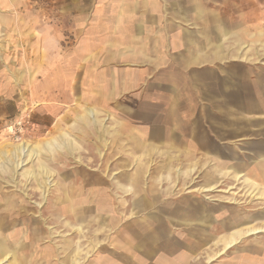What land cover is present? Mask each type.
<instances>
[{"label":"crops","instance_id":"crops-1","mask_svg":"<svg viewBox=\"0 0 264 264\" xmlns=\"http://www.w3.org/2000/svg\"><path fill=\"white\" fill-rule=\"evenodd\" d=\"M18 1L0 0V130L31 103L40 131L64 120L72 123L81 102L89 107L82 120L97 132L101 122L100 138L105 144L113 139L133 162L142 155H182L183 168L168 162L158 178L169 184L162 189L165 195H171L170 185L186 188L193 173L204 174L189 193L205 199L184 195L178 205L167 203L150 218L180 224L218 250L236 236L230 264H264V237L258 236L264 232L243 234L264 226L250 221L264 215V0H215L217 10L230 9L215 21H175L174 10L181 8L176 0H99V9H118L119 21H71L69 34L43 29L41 21H4ZM184 2L183 9H206L208 0ZM90 106L103 110L102 121ZM56 139L71 142L62 152L77 160L80 142L68 132ZM77 162L83 163L82 155ZM224 178L245 193L247 209L207 204L219 200L203 189L218 190ZM115 184L139 195L133 180L124 184L117 178ZM154 203L139 198L133 208L144 212ZM166 228L131 231L128 252L151 259L160 251L159 264H194L188 253L170 257L180 247Z\"/></svg>","mask_w":264,"mask_h":264},{"label":"rangeland","instance_id":"rangeland-1","mask_svg":"<svg viewBox=\"0 0 264 264\" xmlns=\"http://www.w3.org/2000/svg\"><path fill=\"white\" fill-rule=\"evenodd\" d=\"M98 2L99 0H19V7L4 21H41L43 29L46 27L53 33L64 34L70 33L71 21H80V24L85 21H119L118 9H99ZM215 3V0H208L206 9L189 10L182 8L187 5L184 0H176V6L181 8L174 10V19L215 21L216 15L221 17V12L224 17L229 15L230 9L217 10ZM242 3L245 4L240 0V4ZM234 12H241V9ZM34 105L35 103H31L30 108L0 130L1 164L7 159L14 164L20 162V159L14 158V152L23 144L43 151L39 158L26 160V165L19 167L16 174L13 170L0 168V264H159L157 258L160 251L151 259L136 258L133 253L128 252L130 238L135 235L127 234L135 230H146L145 234H148L156 228L164 227L172 233L171 237L180 247L178 251L175 250L174 255H170L171 258L188 253L192 260L196 259L194 264H230L231 258H236L233 255L236 254L237 247L226 249L222 245V249L218 250L213 241H208L206 245L201 244L197 234H188L186 228L180 224L168 223L166 226L162 225V219L153 217V221L150 218L151 213L157 212L155 209H166L167 203H174L173 207L178 205L184 195L194 194L206 198L199 192L189 193L192 188L203 183L201 176L204 174L193 173L188 177L186 181L189 188L177 183L176 186L170 185L171 195L162 192L169 184L166 181L160 182L158 178L165 175L164 168L168 162L183 168L181 154H160L154 157L142 155L136 163L133 162V155L119 153L115 141L109 139V136L110 142L104 143L103 137L99 136L102 135L101 122L97 121L100 123L97 132V128L82 120L89 107H82L81 102L78 117L73 116L72 123L64 120L41 131ZM90 108L95 110L92 111L96 119H104L102 109L93 106ZM106 123L109 124L108 121ZM63 132L70 133L80 142L79 152L83 163L77 162L81 155L76 154L75 160L74 155L62 152L67 143L64 140H58L60 148L56 152L50 153L46 150L47 145L56 142V136ZM68 144L71 145V142ZM99 152H103V157ZM42 164L50 171L53 185L46 193V199L41 196L44 192L38 189L37 180L28 181L25 177L29 171L37 170ZM209 174L215 177L213 173ZM117 178L124 184L130 180L135 181L140 188L139 195L133 196L119 190L115 184ZM39 179L46 182L41 176ZM220 180L223 184L218 186V190L207 194L213 200H221V203L214 201L207 204H236L247 209L245 193L237 190L236 185L230 186L231 181L228 178ZM99 189L102 190L97 191ZM139 198L146 203L154 201L153 208L145 206L148 210L144 212L135 210L133 202ZM254 207L258 209L257 204ZM150 208L153 211L147 213ZM250 210V215H253L252 209ZM243 212V221L246 222L247 211ZM221 219L226 221L225 217ZM148 221L153 225L148 226ZM250 221L264 223V215ZM209 222L214 226V219ZM208 234L217 237L219 233ZM259 237H264V234ZM4 250L9 255L6 260H2ZM209 257H213L212 261H209ZM170 262L175 263L174 259Z\"/></svg>","mask_w":264,"mask_h":264},{"label":"bare ground","instance_id":"bare-ground-1","mask_svg":"<svg viewBox=\"0 0 264 264\" xmlns=\"http://www.w3.org/2000/svg\"><path fill=\"white\" fill-rule=\"evenodd\" d=\"M102 133V132H101ZM65 146L70 147L71 145L68 143H65ZM60 148V144L56 142L54 143H50L47 145V151L50 153L56 152L57 149ZM43 151L38 149V148H31V146L23 144L21 145L15 152H14V158L15 159H20V162H16L11 163L10 160H6L4 161L2 164L0 163V168L4 169V170H13L16 173H18V168L19 167H24L27 163V161H30L34 158H39L41 153ZM27 160V161H26ZM18 176V175H17ZM43 177L46 179V182H41L39 177ZM25 177L28 179V181H32V180H37V186L38 189L41 190V192H44L41 196L42 198L46 199V193L48 192L49 188L52 187L53 185L51 184V176H50V171L42 164L37 170H32L29 171L27 175H25ZM56 179V178H55ZM239 179V178H238ZM53 180V179H52ZM50 182V183H49ZM57 185V184H56ZM215 187H211V188H204L203 191L204 192H213L215 191ZM59 192V191H58ZM22 195V194H21ZM28 198V197H27ZM66 199V198H65ZM235 199V198H234ZM29 201V200H28ZM234 202V201H233ZM56 203V201H55ZM65 203V202H64ZM63 203V204H64ZM73 203V202H71ZM84 205V204H83ZM5 206V205H4ZM24 207V206H23ZM59 212V211H58ZM62 212V211H61ZM77 212V211H76ZM173 212V211H172ZM25 213V212H24ZM11 214V212H10ZM16 214V213H15ZM23 215V214H22ZM73 215V214H72ZM13 218V217H12ZM26 218V217H25ZM43 222V221H42ZM89 223V222H88ZM264 232V228L263 227H259V228H251L247 231H245L243 234L244 236H249V235H257L259 233H263ZM71 235V234H70ZM163 235V234H162ZM169 235V234H168ZM243 236V237H244ZM259 236V235H258ZM167 237V236H166ZM234 237L236 238V236H233L232 238L229 239L228 243L226 244L225 248L228 249L229 247H231L236 241V239H234ZM251 237V236H250ZM165 239V238H164ZM241 239V238H240ZM243 239V238H242ZM40 240V239H39ZM71 240V239H70ZM71 242V241H70ZM73 242V241H72ZM243 242V241H242ZM39 243V242H37ZM239 244V243H238ZM2 251V249H0ZM59 250V249H58ZM75 250V249H74ZM63 251V250H62ZM167 251V250H166ZM171 253V252H170ZM172 254V253H171ZM4 258L2 260H6L8 258V254H6V251H3ZM89 255V254H88ZM87 255V256H88ZM170 255V254H169ZM26 257V255H24ZM215 256V255H214ZM23 257V256H22ZM21 257V258H22ZM260 257V256H259ZM262 257V256H261ZM227 258V257H226ZM11 260V259H10ZM260 259H258L259 261ZM26 261V260H25ZM22 262V261H21ZM221 263V262H220ZM63 264H69L68 262H65Z\"/></svg>","mask_w":264,"mask_h":264}]
</instances>
